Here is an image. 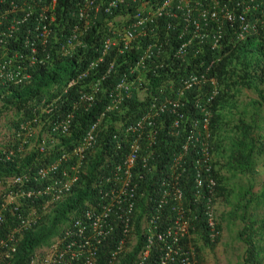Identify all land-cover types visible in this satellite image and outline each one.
<instances>
[{"label": "trees", "instance_id": "1", "mask_svg": "<svg viewBox=\"0 0 264 264\" xmlns=\"http://www.w3.org/2000/svg\"><path fill=\"white\" fill-rule=\"evenodd\" d=\"M1 1L6 4L8 0H0V3ZM90 3H86L85 0H59V5L64 7L67 13L66 21L68 20V24L65 25L66 29L69 30V28L80 24L77 11L80 5L89 6ZM222 5L223 0L220 1V6ZM124 13L125 11L120 9L107 14L101 12L96 17L89 12L90 28L78 37L72 50H61V43H56L54 40H50L51 45L46 48L39 50L37 47L39 51L35 58L39 63H35L28 69L30 78L21 85L9 86L0 91V120L2 118L7 120L8 115L11 114L14 116L12 122L16 121L12 123L14 128L10 126L15 130L10 139L7 142H0V180L26 176L23 185L13 186L12 191L18 193L27 190H43L49 182L36 180V167L56 163L64 151H70L81 140L92 123L96 121L101 110L109 106L108 94L119 83L121 75L127 72L132 56L128 54L119 55L117 50L113 48L106 53L102 62H98V58L101 54L103 38L108 35V31H115L124 26L118 21ZM61 19L63 18L61 17ZM61 19L56 30H61L63 26L61 24L64 20ZM108 23L110 25L107 26ZM25 26L20 25L19 28L25 30ZM204 29L206 28H199L198 31ZM15 36L17 35L15 34ZM227 40L229 39L227 38ZM227 40L224 41L227 47H222L213 54L207 53L205 46L200 49L201 52H204L202 55L206 58V62L207 60L215 62L210 74L215 76L218 85L225 89L211 106L214 112L208 123V129L211 138H214L215 153L218 154L219 151L221 158H225L226 162L222 165H218L217 162L216 168L207 166L210 177L215 181L212 197L226 201L228 199L225 197L231 191L230 185L226 184L225 179L220 176L221 171L230 173V175L241 174L254 178L259 175L257 169L264 168V89L260 87L261 85L264 86V30L257 35L250 36L243 44H236L235 39H233L234 47ZM61 42H65V38ZM5 45L8 49L17 47L10 37L6 38ZM191 45V52H195L197 43L192 42ZM198 60L201 58L198 57L196 61ZM231 70H234L232 75L229 72ZM181 75L182 73L174 77L173 85L170 86L172 89L167 91V94L173 95L174 92L176 97L180 96L185 99L184 110L187 114H192L194 113L193 101L199 99L196 95L200 92H197L196 89L181 92L182 89L179 88L181 85H178L180 79L178 77ZM98 81H100V93H98L94 104L86 109L79 103V94L87 91L90 85L96 84ZM241 90H249L255 94L256 99L251 101L252 109H244L245 106L243 109H234L236 105L231 100L233 101L236 94ZM203 91L205 89L201 92ZM205 94L206 92L202 93L201 96L204 97ZM230 95H232L231 100L228 98ZM137 104L135 98L126 100L120 109H129L135 112V109L141 108ZM220 107L228 108L231 112L232 109L237 110V119L232 118L223 123L224 115L223 111L219 110ZM42 109H50L51 112L46 115ZM67 113H72L74 116L70 136L62 139L60 144L55 146L53 153L49 156H40L38 153L28 154L25 151L21 144L25 133L19 134L17 132L18 128L22 132L21 124L31 123L33 119H38L41 122L56 120ZM47 129L49 130V127ZM223 140L227 141V144H223ZM107 143L112 144L109 132L98 131L93 149L85 155L83 162L85 172L80 173L77 184L73 185L63 200L56 204L51 214L39 217L38 224L23 233L22 239L17 244L14 259L9 264H29L34 251L48 244L49 240L57 233L60 225L68 220V215L80 209L84 202L96 197L97 191L93 189V182L97 177H103L107 173V165L119 162L125 155L124 149H121L123 151H116ZM208 146L211 147V144L208 143ZM166 153L167 148L165 147L157 151L158 156L162 159ZM158 163L159 168L166 165L160 158L157 160ZM58 164L59 169L52 175V178H57L64 168L71 165L62 162H58ZM188 168L190 169L186 170L184 176L185 188H183V193L185 195L184 201L187 204L186 217L194 227L191 234L197 236L203 242V246L212 249L218 240L213 243L210 242L204 213L206 205L204 200L206 201L211 195L206 191L202 192L201 200L192 203L191 167L188 166ZM148 180L146 179V181ZM145 185H140L141 189L137 191V194H140L143 188L145 189ZM250 186L249 184L245 189L237 188L235 196L239 193L240 196L242 195V200L238 202L236 197L232 201H228L230 211L227 218L232 222L243 224L242 229L238 232V239L246 247L243 264H259L260 259L264 261V247L262 245L264 243V219L254 222L252 216L256 208L264 210V188L256 200L255 197L253 198ZM144 192L142 198L146 200L147 195ZM137 194L134 193L136 201L143 204V199ZM151 195L154 198L159 196L158 193H151ZM43 198L45 199L35 201L23 199L21 206H11V208L16 207V212L14 214L5 213L6 223L0 228V239L5 240L10 231L17 226V214L26 217L31 208L42 214V203L49 197L44 196ZM1 205L0 200V207ZM170 207L169 203L167 208L161 210L163 222H165L166 215L172 214ZM251 211L253 212L251 213ZM156 212L150 208L147 213L152 215ZM158 212L160 213V211ZM118 236L119 230L116 227L110 234L109 240L98 248L95 254L96 264H107L110 254L116 246L115 242ZM139 245L133 254L124 255L120 264H129L139 250ZM158 257L159 253L155 250L152 251L145 264H158Z\"/></svg>", "mask_w": 264, "mask_h": 264}, {"label": "clouds", "instance_id": "2", "mask_svg": "<svg viewBox=\"0 0 264 264\" xmlns=\"http://www.w3.org/2000/svg\"><path fill=\"white\" fill-rule=\"evenodd\" d=\"M220 1L221 0H90L89 2L91 3L89 6L80 5L77 11L78 18L80 10L86 14V18H79L81 21L80 24L68 30V28H65V25L68 24V20L66 21V10L59 5V0H57L55 9L56 24L60 22L61 17L63 18L61 20H64L61 24L63 25L61 30H55L59 43L65 38L67 32H72L75 27L84 28L83 33L89 30V12L97 17L101 12L107 14L111 13L113 10L121 9L125 11L124 15L120 16L118 19L124 26L115 31H108V35L103 38L98 62H102L106 53L113 48L117 50L119 55H131L133 60L131 59V63L127 67V72L121 75L119 83L109 92V106L101 110V113L96 121L92 123L89 130L92 126H95L96 136L98 131H108L112 144H107L116 151H123L121 149H124V157L128 152V140L130 138H137L140 134H145L150 130L151 133L154 132L152 138L156 143V163L160 158L162 162L164 161L166 163L165 166H167L178 157V160L180 159L179 163L185 173L187 169H190L188 166L191 167V172H193V167H195L196 162H198V165L203 171L205 168L208 169V166L216 168L218 154L215 153V142L213 140L214 138L212 139L210 136L208 123L214 112L211 106L214 104L215 99L221 92L223 93L225 89L219 86L217 78L210 74L211 68L215 62L209 60L206 62V58L202 55L204 52H201L200 49L205 46L206 52L213 54L222 47H227L224 44L227 38L231 41L227 40L228 43L234 47L233 39H235L236 44H243L250 36L257 35V33L264 30V0H223L222 6H220ZM85 2L87 3L86 0ZM197 3L198 5H196ZM202 12L203 14L206 12V15H203V17L200 15ZM210 14H214V16L210 17ZM187 15H190V19L192 20V25L190 26H185L184 17ZM195 21L199 23L197 31L199 28L206 29L198 31L203 38L197 43L195 52H191V44L192 42L194 43V41L189 43L188 39L192 32L195 31V25H193ZM139 22H141V25H139ZM108 25H110V23H108L107 26ZM197 56L200 57L201 60L196 61L198 58ZM234 70L229 71L230 75L234 73ZM181 73L182 75L178 77L180 78L178 85H181L179 87L182 89L181 92L191 91L192 89H196L197 92H200L196 95L199 99L193 101L192 108L194 113L192 114H187L184 110L186 105L185 99H182L180 96L176 97L174 92L173 95L167 94V91L172 89L170 86L173 85L174 77ZM193 76L199 79V83L188 87L187 84ZM82 77H85V75H82ZM211 81H213V84ZM204 89L205 91L201 92ZM204 92H206V94L202 97L201 95ZM98 93H100V81L90 85L87 91L79 94V103L88 109L96 101ZM134 98L138 103L137 106H140L142 109L139 107L140 109H135V112L129 109H120L124 101ZM228 98L231 100L232 95L228 96ZM231 102L233 103L232 100ZM42 110L46 115H49L51 112L50 109ZM219 110L223 111V123L231 119L232 112L229 111L228 108H221ZM66 119L70 122L68 134L60 136L54 133L52 130L53 123L55 124L56 122ZM205 120H207V123L204 122ZM73 121L74 116L72 113H67L59 119L47 120L46 122L33 119L31 123L27 122L21 124L20 127L22 132L19 128L17 132L19 134L25 133L23 134L21 144L28 154L34 152L38 153L40 156H49L54 152L55 146L59 145L62 139L70 136ZM15 122L16 121H13V123ZM10 126H12V124H10ZM47 127H49V130ZM89 130L82 136L81 140ZM128 130L131 133L128 132V134H126ZM14 132L15 130L12 128L9 135L6 136V138L0 139V142H7ZM190 135L194 138L192 141L188 140ZM126 136H128L127 139H125ZM41 141H45L46 145L50 147L48 154L39 152L38 143ZM80 141H78L70 151H64L62 153L67 156L65 159L61 158V154L60 159L56 163L36 167V180L49 182L43 190L18 192H32L33 196L31 198L23 199L35 201L37 199H45L43 197L46 195L37 196V193L45 192L48 188L50 193L48 195H50V197L42 203V214H39L34 208L30 209V211L35 212L36 222L33 226L38 224L39 217L52 213L56 204L63 200L70 192L73 185L77 184L76 182L80 177V173L85 172L83 170L85 155L93 149L95 143L90 149L85 151L84 159L79 161V168L73 171L71 167L78 163V159L73 155V150L78 147L77 144L80 143ZM208 143L211 144V147L208 146ZM32 144H34V147L28 151V147ZM185 146L186 149H184ZM162 147L167 148V153L163 159L157 154V151ZM58 162L71 165L64 168L60 174L58 173L59 176H57V178H52V175L59 169ZM116 163L107 165V173L103 177H97L95 182H93V189L97 191L96 197L84 202L80 209L71 212L68 215V220L60 225L57 233L49 240L48 244L34 251L30 262L34 260L35 264L37 256H44L46 258H43V262L48 263L47 259L51 257V255L48 256L46 254V248L52 249V246L61 236L63 230L67 227H71L75 218H79L83 211L92 210V208L96 206L99 201L100 183L103 181V185H105L104 181L109 178L108 176L111 173V169ZM52 165H57L55 172L50 173L46 179L39 180L36 176L37 171L40 168ZM63 172H67V177L63 176ZM18 178L21 180L20 183L12 182L14 179ZM73 178H75L74 182H72ZM25 181L26 176L8 178L5 180L1 179L0 183L5 186L4 190L0 192V200L2 201V197L5 195L17 194V192L12 191V187L15 185H23ZM55 181L62 182L60 187L68 183L69 191L64 193L60 192V199L53 202L51 198L53 195H56V192L53 190ZM105 188H103V190L106 191L107 188ZM192 193L193 192H191V194ZM23 199L20 197L17 199L16 207L21 206V200ZM218 201L219 199H216L217 205ZM140 205L141 206L135 210L132 217V237L135 240V246L130 254L135 252L139 242V250L141 249L145 241L144 231L152 226L150 224L152 215L147 212L150 208L153 209V207H146L143 204ZM16 207L11 208V206H8L4 215L6 212H9V209L15 210L11 213L14 214L16 212ZM18 215L21 214H17V216ZM161 215L163 216L162 212ZM216 215L217 226L221 237L217 206ZM192 230H194L193 225L191 226V231ZM219 238L217 240H219ZM6 239H0V242L6 241ZM20 240H16L17 244ZM197 242L199 243L197 250L201 256V259H199L200 264H206L203 248L209 247L203 246V242L200 239L199 241H195V244ZM15 253L10 261L14 259ZM137 253L129 264H133L132 262L135 260ZM121 259L122 258H120V261ZM49 262V264H53L51 263V258ZM118 264H120V262Z\"/></svg>", "mask_w": 264, "mask_h": 264}, {"label": "built area", "instance_id": "3", "mask_svg": "<svg viewBox=\"0 0 264 264\" xmlns=\"http://www.w3.org/2000/svg\"><path fill=\"white\" fill-rule=\"evenodd\" d=\"M89 2L90 0H86ZM206 1V0H205ZM213 1V0H209ZM56 3L57 0H8L7 3H0V91L9 86L21 85L30 76L28 69L35 63H39L35 56L37 52L48 45L50 40L57 42L56 37ZM198 5V3L196 4ZM160 15V13H159ZM206 15V12L200 13ZM214 14H210V17ZM79 18L85 19L86 14L80 10ZM185 26L192 25L190 15L184 17ZM20 25H26L22 30ZM141 25V22H139ZM195 31L192 32L189 43L194 41L199 43L203 38L197 31L198 21L193 23ZM84 28L75 27L72 32H67L65 42H61V50L73 49L78 37L83 33ZM15 34L17 36H15ZM22 35V36H21ZM19 36V37H18ZM12 38L17 45L8 49L5 45L6 38ZM63 40V39H62ZM39 47V50L37 49ZM67 47V48H66ZM68 54V53H67ZM213 84V81H211ZM199 79L191 77L188 87L198 84ZM162 111V110H161ZM207 123V120L204 121ZM70 129L68 119L53 123V132L65 136ZM95 126L83 137L77 148L73 150V155L78 159V163L71 167L76 171L79 168V161L84 159L87 149H90L96 140ZM129 130L126 132L128 134ZM131 133V132H129ZM147 131L137 138L128 140V152L126 156L113 165L109 178L100 183L99 201L92 210H85L81 216L75 218L71 227L63 230V233L54 243L51 249V263L53 264H96L95 254L98 248L107 242L110 234L117 227L119 236L116 246L110 254L107 264H118L120 258L130 254L135 246L133 233V214L141 205L134 197V193L141 189V184H146L141 190L147 195L143 199L144 206H152L156 214H152L150 219L151 227L145 230V241L136 255L133 264H144L152 251L159 253L158 264H200L201 256L197 250L199 238L191 234L192 223L186 217L187 204L185 203L183 188H185L184 169L181 167L178 157L170 165H163L159 168L156 163V143L153 141L154 132ZM128 136L125 137L127 139ZM194 138L188 137L189 141ZM39 152L48 154L50 147L45 141L38 143ZM186 149V146L184 147ZM67 156H61L65 159ZM164 168V169H163ZM57 165L40 168L36 176L39 180L46 179L50 173H54ZM194 171L191 172L190 180L193 185L192 203L201 200L202 192L211 195L205 202V222L208 230V237L211 242H215L220 237L217 224L216 199L212 197L215 189V181L210 177L207 168L204 171L196 162ZM67 177V172H63ZM192 177V179H191ZM146 179H149L146 181ZM75 181L73 178L72 182ZM13 183H20L21 180L14 179ZM53 195L51 201L60 199V192H68L69 184L62 187L61 181L54 182ZM104 186V187H103ZM103 188L106 189L103 190ZM104 191V192H103ZM148 193V194H147ZM151 193H158L154 198ZM48 188L45 192H38L37 196L46 195L50 197ZM32 192L8 194L2 197L0 207V228L6 223L4 212L8 206L17 205V199L31 198ZM170 203L171 215L166 216L162 221L161 210L168 207ZM15 210L9 209L12 213ZM160 211V213L158 212ZM35 212L29 211L28 215L17 216V226L11 230L6 241L0 242V264H9L13 254L16 252L17 239L20 240L24 232L35 224ZM34 264V260L30 262Z\"/></svg>", "mask_w": 264, "mask_h": 264}, {"label": "rangeland", "instance_id": "4", "mask_svg": "<svg viewBox=\"0 0 264 264\" xmlns=\"http://www.w3.org/2000/svg\"><path fill=\"white\" fill-rule=\"evenodd\" d=\"M264 89V86H260ZM256 99L255 94L249 90H241L239 91L236 96L234 97V104L236 105L234 109H252L251 101ZM1 105V104H0ZM9 118L1 119L0 120V139L6 138L9 135L12 128H10V124H12V120L14 116L11 114L8 115ZM238 112L237 110L234 111L232 109L231 119H237ZM13 126V125H12ZM14 128V126H13ZM32 143V142H31ZM223 144H227V141L223 140ZM34 147V144L28 147V151ZM218 165L225 164V158H221L220 152L218 151ZM258 176L251 178L244 175H230L225 171H221L220 176L225 179L226 184L230 185V191L228 195H226V199L228 201H232L233 198L237 197L238 202L242 199V195L240 196L239 193L236 195L237 188H244L251 185V192L253 194V198L257 200L260 197V193L264 188V168L257 169ZM3 184L0 183V192L4 190ZM236 186V188H235ZM224 199H219L217 205V212H218V223L221 230V237L218 240V243L215 244V247L210 248H203V255L206 264H243V257L245 254L246 247L245 245L238 239V232L242 229L243 224L240 222H232L230 219L227 218L228 213L230 211L229 202ZM253 211H251L252 213ZM254 219L253 221H261L264 219V210L256 208L254 214L252 216ZM257 223V222H256ZM258 224V223H257ZM264 240V237H263ZM264 247V243L262 244ZM46 254L48 256L51 255V248H46ZM48 263L42 264H49L50 257L47 259ZM259 264H264V261L260 259Z\"/></svg>", "mask_w": 264, "mask_h": 264}, {"label": "crops", "instance_id": "5", "mask_svg": "<svg viewBox=\"0 0 264 264\" xmlns=\"http://www.w3.org/2000/svg\"><path fill=\"white\" fill-rule=\"evenodd\" d=\"M43 258H46V257H44V256H42V257L41 256H37L36 259H35V264H42Z\"/></svg>", "mask_w": 264, "mask_h": 264}]
</instances>
